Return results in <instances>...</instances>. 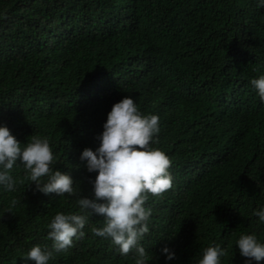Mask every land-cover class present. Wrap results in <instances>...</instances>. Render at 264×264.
Returning <instances> with one entry per match:
<instances>
[{
    "label": "trees",
    "instance_id": "obj_1",
    "mask_svg": "<svg viewBox=\"0 0 264 264\" xmlns=\"http://www.w3.org/2000/svg\"><path fill=\"white\" fill-rule=\"evenodd\" d=\"M260 74L257 0H0V124L21 143L48 137L53 169L75 188L45 195L13 166L15 190L0 189V264H26L33 245L50 247V219L91 196L95 172L80 153L98 146L107 112L125 96L158 115L154 146L171 161V187L145 202L147 264H196L213 244L226 250L221 264H245L239 235L264 242L252 214L264 206V102L249 83ZM102 224L91 216L48 264H135L91 232Z\"/></svg>",
    "mask_w": 264,
    "mask_h": 264
},
{
    "label": "clouds",
    "instance_id": "obj_2",
    "mask_svg": "<svg viewBox=\"0 0 264 264\" xmlns=\"http://www.w3.org/2000/svg\"><path fill=\"white\" fill-rule=\"evenodd\" d=\"M257 7H264V0H257ZM264 102V74L249 81ZM102 132L96 137L98 146L84 148L79 159L84 162L90 178L91 196L76 200L78 210L57 212L47 224V239L51 246L33 245L22 257L26 264H48L55 253L70 248L74 238L83 236L91 216L103 218L101 227L90 230L95 236L110 239L118 246L119 253L133 254L135 264H147L148 256L141 244L149 233L152 208L146 206L148 195L158 196L169 189L173 177L169 171L170 158L156 144L159 132V117L156 114H141L133 98L125 96L111 106ZM55 160L48 137L32 135L25 143L18 141L6 125L0 124V189L15 190V181L10 170L19 161L34 183L35 190L45 195L56 196L75 192L74 179L68 172L53 169ZM260 224H264V206L253 210ZM235 245L245 264L264 258V242L253 233H241ZM165 260L174 259L175 253L168 246L161 248ZM226 250L220 244L203 248L196 264H221Z\"/></svg>",
    "mask_w": 264,
    "mask_h": 264
}]
</instances>
